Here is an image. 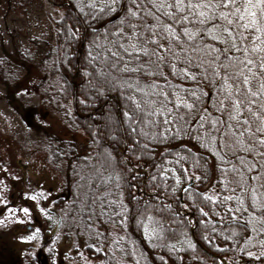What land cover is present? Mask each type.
I'll return each instance as SVG.
<instances>
[{
	"label": "trees",
	"instance_id": "16d2710c",
	"mask_svg": "<svg viewBox=\"0 0 264 264\" xmlns=\"http://www.w3.org/2000/svg\"><path fill=\"white\" fill-rule=\"evenodd\" d=\"M46 2L49 8L61 13L55 18V26L59 33L58 42L69 46L75 53L74 66L68 81L69 89L62 95V99L65 100L70 94H75L74 106L71 107L68 118L86 138L84 146L86 152L75 157L74 162L78 167L82 166L81 175L85 173L84 170H91L93 172L90 174L95 175V178L98 176V180L88 176L91 180L87 181L85 175L84 182L78 184L82 189L75 186L77 184L75 181L67 179L64 183L67 195L74 191L79 192L82 199L75 196V203L68 202L70 200L68 198H59L56 202L64 213L62 223L65 237L78 238L84 243L82 246L81 242L78 249L73 248L76 262L264 264V187H261L264 184V156L250 158L249 155H243L245 166L242 169V191L237 190L233 193L228 183L232 176H225L222 172L224 168L231 169L232 165L221 166L218 163L222 154L227 153L229 160H235V155H242L241 150L229 151L228 148H223L217 151L215 144L209 146L207 143V122L203 128L197 124L200 116H204L207 121L209 119L207 115L212 113L217 114L215 115L217 119L223 118L217 104L220 98L217 94L220 77L212 78L207 74L209 78L205 79L206 74L202 70L191 67L190 73L199 71V75L195 79L191 76L185 78L179 72V64L175 69L168 66V63H175L171 56L168 57L167 63L159 62L161 64L159 72L150 75L132 72L133 67L139 66L135 61L126 68L122 67L124 62L133 58L125 56L124 61H119L111 53L118 51L123 55L124 49H118V44H124L131 50V41L125 43L130 31L129 21L137 24L138 31L141 17H134L132 13L142 15L148 13L150 7L145 0H117L114 3L106 2L101 8L85 6L77 0H45ZM145 19L155 23L151 16ZM206 42L210 45L214 43L211 39ZM252 69L257 73L255 64ZM174 71L176 75H173ZM106 77H110L116 86L105 82ZM150 77L159 81L157 84L159 87H150L156 85L148 83ZM164 77H167V81ZM177 86L195 90L200 96L199 108L194 110L183 131L177 132L176 126H173V131L166 133L167 138H161L156 135L161 129L151 128L147 120L143 125L138 123L140 109L137 108V104L149 98L144 93L151 95L161 89L165 92L176 91ZM257 103L264 104V100ZM206 108L208 112L204 111ZM254 110L256 115L245 112V116L252 122L253 128L264 126V121L257 118L264 112V107ZM193 127L195 131H192ZM134 128L137 131H133ZM220 128L223 129L224 126L220 125ZM228 131L231 132L230 129ZM143 132L145 134L155 132L152 141L145 140V134L141 135ZM259 136L256 134L253 139ZM180 139L184 141H181L179 146L167 147L161 154L155 151V147ZM216 140L225 142V138L219 133L216 134ZM113 141L120 155L121 171L126 177L125 187L119 185V180L113 178L110 173L107 174L109 171L105 170L106 166L102 168L100 164L105 162L100 156L103 151L101 146L107 148ZM188 142H191V147L203 151L206 156L209 155L205 156L206 158L209 157L216 162L211 179L204 162H199L200 166H197L195 162L190 161L197 153L186 149ZM52 152L56 154L58 147ZM63 153L47 158L55 161L60 159ZM88 153L93 156L89 167H84L88 162L86 157ZM180 157L186 159H181L177 163ZM254 161L257 164V169L253 170L255 173L250 172L247 167ZM96 165L100 167L98 171L90 169ZM164 169L168 171H163ZM183 169H188V180L199 184L197 188L202 194L203 188L217 192V196L213 198L217 202L211 203L206 200L203 212L198 210L200 205L193 207L183 202L185 194L183 191L185 181L182 180L181 174ZM197 176L200 177L199 180L196 179ZM253 176H259L260 179L250 181L249 177ZM176 177H179V183L176 182ZM106 191L112 192L114 200L118 199L117 194L124 192L121 201L125 204H110V201L106 204L103 200L97 204L99 201L97 196ZM224 196H232L233 199L221 202ZM236 197L243 203H238ZM94 203L96 204L89 206ZM249 204H252L253 208H249ZM77 206L81 208L82 217L75 212ZM97 206L100 208L99 216H96ZM92 213H95L94 218H89L88 215ZM250 217H253L252 223L248 222ZM48 222L51 228L52 219L48 218ZM73 222L76 223L75 227ZM107 225L117 229L120 234L118 236L111 235V232L109 234ZM212 228L215 230L214 234L224 235L221 241L226 239L225 243H220L218 238L210 234L209 229ZM234 230L242 235H239V232L238 235L233 234ZM26 257L27 260L35 261L30 251L26 253Z\"/></svg>",
	"mask_w": 264,
	"mask_h": 264
},
{
	"label": "rangeland",
	"instance_id": "374dc122",
	"mask_svg": "<svg viewBox=\"0 0 264 264\" xmlns=\"http://www.w3.org/2000/svg\"><path fill=\"white\" fill-rule=\"evenodd\" d=\"M77 1L85 6L101 8L104 3H114L117 0ZM79 5L77 6L80 7ZM60 14L49 8L45 0H0V264H24L28 249L41 260L40 264H78L73 248L78 249L82 241L65 237L62 223L64 213L56 202L59 198H68V202L75 203V196L81 198L80 193L75 191L67 195L64 184L67 179L75 181V186L82 189L78 184L84 182L85 175L87 181L88 176L95 180H98V176L95 178V175L90 174L93 172L91 170H84L86 174L81 175L82 166L78 167L74 162L75 157L86 152V138L68 118L71 107L74 106L75 94H70L68 99H62L65 90L69 89L68 81L72 74L75 53L69 46L58 42L59 33L55 18ZM233 55L240 59L245 58L240 52H234ZM254 73L252 69L249 76ZM149 79L150 85H157L159 82L155 78ZM104 81L116 86L110 77L104 78ZM215 115L217 114L212 113L207 116L216 118ZM146 126L148 127L147 124ZM144 134L145 132L141 133ZM154 136L155 132H151V135L146 133L144 139L152 141ZM182 139L155 147V151L161 154L167 147L181 145L180 142L184 141ZM255 139L264 138L259 136ZM243 140L246 143V138ZM57 147L56 154L61 155L64 151L63 156L52 161L47 157L57 156L52 152ZM185 147L197 153L190 161L195 162L197 157L201 158L200 162L206 165L211 179L216 162L206 158L209 155L206 156L203 151L191 147V142ZM247 147L249 151L240 148L241 156L256 158L264 152V146L258 143ZM101 149L103 151L100 156L105 161L104 164L100 162L102 168L106 166L105 170L109 171L107 174L110 173L113 178L119 180V185L125 187L126 177L119 165L120 155L115 142L107 148L103 145ZM92 156L93 154H87L88 162L84 167H89ZM237 156L240 154L235 155ZM219 162L218 164L224 166V163ZM250 164L255 165L254 168L257 169L255 161ZM92 168L95 171L100 169L98 165L91 166L90 169ZM254 168L249 171L255 173ZM181 174L182 180L185 181L184 189L189 188L183 196V202L193 207L200 205L198 210L203 212L206 201L204 195L215 198L217 192L203 188L202 194L197 188L199 184L188 180L189 171L184 172L183 169ZM123 193L117 194L118 199L114 200L112 192L106 191L97 196V204L101 200L106 204L109 201L110 204H125L121 201ZM79 207L77 206L75 212L82 217ZM98 213L100 208L97 206L96 216H99ZM46 216L52 219L51 228H48L45 221ZM88 216L94 218L95 213ZM252 220L253 217L248 218L249 223H252ZM72 224L76 226V223ZM106 228L111 235L120 234L111 226L107 225ZM209 231L220 243L226 241H221L224 235L214 234L213 228ZM237 232L239 231L234 230L233 234ZM46 233H50V241L44 248L39 249L41 244L47 242L44 239ZM238 234L242 235L240 232ZM51 249L52 262L50 257H46ZM85 264L95 262L86 261Z\"/></svg>",
	"mask_w": 264,
	"mask_h": 264
},
{
	"label": "snow or ice",
	"instance_id": "6c2138e0",
	"mask_svg": "<svg viewBox=\"0 0 264 264\" xmlns=\"http://www.w3.org/2000/svg\"><path fill=\"white\" fill-rule=\"evenodd\" d=\"M145 3L150 7L148 13H132L134 17H141L139 30L135 22L129 21L130 31L125 43L131 41V50L124 44H118V49H124L123 55L118 51L111 55L119 61H124L125 56L132 57L122 64L126 68L128 64L138 62L139 66L133 67L132 72L157 73L161 68L159 62L167 63L171 56L175 63H168V66L175 69L179 64V72L185 78L191 76L195 79L199 75V71L190 73L191 67L202 70L206 74L205 79L209 78L207 74L212 78L219 76L217 94L220 98L217 104L223 118H209L206 121L204 116H200L197 120L201 128L205 122L208 124L207 143L209 146L215 144L217 151L223 148L237 151L241 147L249 151L247 145L255 143L264 146V139H253L256 134L264 136V126L253 128L252 122L245 116V112L256 115L254 109L264 107V104L257 103L264 100V0H145ZM147 16H151L155 23L148 22L145 19ZM208 39L214 43L208 44ZM218 44L226 46L217 47ZM234 52L242 53L245 58L235 57ZM254 64L257 73L250 77ZM176 74L174 71L173 75ZM164 79L167 81V77ZM144 95L149 98L137 104L140 109L138 123L143 125L147 120L151 128L161 129V132L156 133L161 138H167L166 133L173 131V126H176L177 132L183 131L194 110L199 108L200 96L197 92L180 86H177L176 91L165 92L161 89L151 95ZM204 111L208 112V109ZM257 118L264 121V112ZM220 125L224 128L221 129ZM195 130L193 127L192 131ZM217 133L225 138V142H217ZM147 134L151 135L150 132ZM242 137L246 138V143L240 139ZM260 155L264 156V152ZM181 159L186 157H180L177 163ZM200 159L197 157L195 160L197 166H200ZM220 160L221 163L232 165L231 169H222L225 176H232L228 182L231 191H242L244 157L237 156L235 160H229L227 153H224ZM247 167L252 170L255 165L249 164ZM187 171L184 169V172ZM256 179L260 177H249L250 181ZM176 182H180L179 177H176ZM183 191L188 192L189 188ZM204 199L211 203L217 202L208 195H204ZM232 199V196H224L221 202ZM235 199L243 203L239 197ZM248 207L253 208V205L249 204Z\"/></svg>",
	"mask_w": 264,
	"mask_h": 264
},
{
	"label": "flooded vegetation",
	"instance_id": "af4514ba",
	"mask_svg": "<svg viewBox=\"0 0 264 264\" xmlns=\"http://www.w3.org/2000/svg\"><path fill=\"white\" fill-rule=\"evenodd\" d=\"M49 219H50V218H49ZM45 221L48 223V228H50V227H49V222H48V218H47V216L45 217ZM29 228H31V227H29ZM29 228L27 227V229H29ZM47 232H48V230H47ZM49 234H50V233H49ZM49 234L46 233L44 239H45V241H47V242L44 243V244H41V246H40L39 249H42V248H44L46 245H48V242L50 241L49 238H51ZM29 250H30V249H28V251H29ZM51 250H52V249H51ZM52 252H53V250H52V251H49V253L47 252L48 254L46 255V257L49 258L50 255L52 256V254H53ZM31 254L33 255V259L36 260V261H33L32 259H28V260H27V257H26V258H24V260H26V262H25L24 264H40V263H41V260H40L39 258H37V257L35 256V254H33L32 252H31ZM25 256H26V253H25ZM50 259H51V257H50ZM50 262H52V259H51ZM12 264H15V263H12Z\"/></svg>",
	"mask_w": 264,
	"mask_h": 264
}]
</instances>
